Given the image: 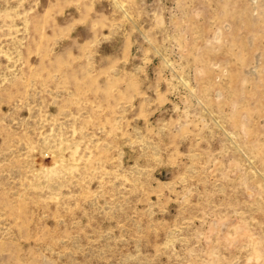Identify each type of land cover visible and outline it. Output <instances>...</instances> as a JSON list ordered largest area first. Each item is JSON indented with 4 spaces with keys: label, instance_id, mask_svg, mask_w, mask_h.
<instances>
[{
    "label": "rangeland",
    "instance_id": "obj_1",
    "mask_svg": "<svg viewBox=\"0 0 264 264\" xmlns=\"http://www.w3.org/2000/svg\"><path fill=\"white\" fill-rule=\"evenodd\" d=\"M0 264H264V0H0Z\"/></svg>",
    "mask_w": 264,
    "mask_h": 264
}]
</instances>
